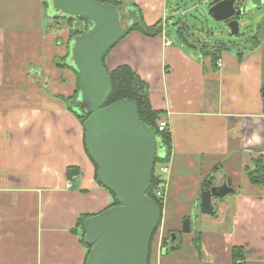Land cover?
Returning <instances> with one entry per match:
<instances>
[{
    "label": "crops",
    "instance_id": "crops-1",
    "mask_svg": "<svg viewBox=\"0 0 264 264\" xmlns=\"http://www.w3.org/2000/svg\"><path fill=\"white\" fill-rule=\"evenodd\" d=\"M102 1L122 3V28L133 17L157 25L151 35L131 30L103 61L107 71L131 69L159 113L155 126H168L169 172L148 264H264V185L246 173L264 161V27L215 59L218 42L190 44L180 28L179 42L167 34L174 11L165 0ZM84 26L53 0H0V264H85L79 218L112 203L64 102L76 87L69 36ZM69 168L78 170L70 179ZM222 186L233 192L212 196L213 213H203L201 194Z\"/></svg>",
    "mask_w": 264,
    "mask_h": 264
},
{
    "label": "water",
    "instance_id": "water-1",
    "mask_svg": "<svg viewBox=\"0 0 264 264\" xmlns=\"http://www.w3.org/2000/svg\"><path fill=\"white\" fill-rule=\"evenodd\" d=\"M53 5L57 11L86 19L90 25L75 37L70 51L80 85L76 106L88 114L83 123L84 145L97 168L98 183L117 202L84 221L85 244L90 247L85 264H148L161 211L147 192L161 146L140 120L134 102L122 100L104 107L112 88L104 57L134 27L143 30L141 21L133 17L122 28L118 10L97 0H53ZM263 9L264 0H212L206 11L213 20L223 22L231 36H239L241 16ZM256 20L259 31L264 27V16H257ZM258 31H252L243 43H218L225 49L244 47L253 42ZM229 192L233 190L227 186L203 192L201 211L211 215V197ZM182 231L189 232L188 219L184 220Z\"/></svg>",
    "mask_w": 264,
    "mask_h": 264
},
{
    "label": "trees",
    "instance_id": "trees-1",
    "mask_svg": "<svg viewBox=\"0 0 264 264\" xmlns=\"http://www.w3.org/2000/svg\"><path fill=\"white\" fill-rule=\"evenodd\" d=\"M97 1L103 2L102 0H97ZM109 4L113 5L117 10H122V8H120L121 4H122L121 2L114 1V2H109ZM78 19L83 20V22L85 23V26H84L83 30L71 32L70 36H69V38H70L69 41H71V40L73 41L76 36L84 33L86 30H88V28L90 26L86 19H83V18H78ZM142 27H143V30L141 29V31L144 34L151 35L156 31L155 28H157V25L153 28H148V27L143 26V25H142ZM133 29H139L140 30L139 27H134ZM156 33H158V32H156ZM256 37H254L253 40L256 41ZM214 48L215 49H213L210 53H212V55L216 59V55H217L216 52L218 50L225 49V45L216 43V44H214ZM108 52L106 53V55L108 54ZM67 55L70 57V52ZM106 55H105V57H106ZM105 57H104V59H105ZM59 63H63V62H61V60H58V62H57L58 66H59ZM69 68L73 71V73L76 77V87H75L73 96L70 98L64 99V102H67L69 111L73 112L77 116V118L79 119V121L83 127V123L86 120V118L88 117V114L83 113L76 106L78 96H79V92H80L79 76H78L76 70L73 68V66H70ZM107 72H108V75L110 77L112 88H111V94H110L107 102L104 104V107L108 106L112 103H115L117 101H122V100L134 102L136 105L140 120L151 129V131L153 132V134L155 136V139H156L158 145L161 146L163 151H164V155L162 157L157 156L155 158V165L157 162L158 163H165L168 160L169 153H170L169 138H168V135L164 131L163 132L158 131L157 127L155 126V120L158 117L159 113L153 111L152 108L150 107V104L148 102V96H147V86L143 82H141L139 77L137 75H135L131 71V69H129L127 66H120V67H118L112 71H107ZM83 132H84V130H83ZM253 165H254V168L246 169L247 177L252 184L263 185V183H264V161H263V157H259V158L254 159ZM74 173L78 174V170L75 168H69L66 171V175H67L68 179H70ZM95 179L98 182V180H97V168L96 167H95ZM155 185H156L155 177H154V175H152L151 186L147 192V196H149L151 199H153L157 203L160 211L162 212V209H163L162 201L157 200L154 197L153 191H154ZM109 194L112 197V199L114 200V203L112 205L110 204V206H109V207H111L113 205H116L117 202H116L114 196L110 192H109ZM87 218H88V216H81L79 218V223H80L81 228H83V223ZM155 232H156V230H155ZM154 235H155V233L153 234V236ZM81 242L83 244H85L84 243V233H82V235H81ZM85 247L87 250L86 251V257H87L89 254V251H90V247H87L86 245H85ZM235 250L237 252L239 251L240 253L242 251L241 249H235ZM233 261H235L234 257H233Z\"/></svg>",
    "mask_w": 264,
    "mask_h": 264
},
{
    "label": "rangeland",
    "instance_id": "rangeland-1",
    "mask_svg": "<svg viewBox=\"0 0 264 264\" xmlns=\"http://www.w3.org/2000/svg\"><path fill=\"white\" fill-rule=\"evenodd\" d=\"M167 3V11L172 9L174 15L172 20L164 27V30L167 31V34L176 42H179L177 39L178 28H180L183 34L189 40V43L192 42L197 44L200 41V44L204 46L206 42L214 44L216 42H234L238 43L245 40L252 34V31H258L256 24V17L264 15V9L259 10L255 13H249L241 16L239 24V36H231L230 29L223 23L213 20L207 13L206 9L212 0H165ZM56 34V33H55ZM60 35H63L64 32H59ZM197 39V40H196ZM199 51V48L198 50ZM223 51V53H222ZM222 56L226 54V50H222ZM54 64V63H53ZM77 111V110H76ZM78 112V111H77ZM162 148L160 147L157 153V156L162 157L163 152L161 153ZM158 163V162H157ZM156 163V164H157ZM156 166V165H155ZM112 203L114 200L111 198ZM163 204V202H162ZM198 212H192L193 219L195 214ZM184 222V221H183ZM161 221L156 228L159 230Z\"/></svg>",
    "mask_w": 264,
    "mask_h": 264
},
{
    "label": "built area",
    "instance_id": "built-area-1",
    "mask_svg": "<svg viewBox=\"0 0 264 264\" xmlns=\"http://www.w3.org/2000/svg\"><path fill=\"white\" fill-rule=\"evenodd\" d=\"M218 66H221V61H218ZM157 129L160 132L168 131L167 122L165 120H160L157 122ZM169 172V167L166 163H157L156 166H154L153 173L156 181V185L154 187V197L157 200H160L164 202V196H165V179L164 176Z\"/></svg>",
    "mask_w": 264,
    "mask_h": 264
}]
</instances>
